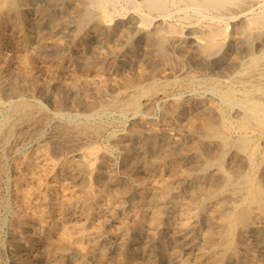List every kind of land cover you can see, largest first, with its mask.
Instances as JSON below:
<instances>
[{"label":"rangeland","instance_id":"374dc122","mask_svg":"<svg viewBox=\"0 0 264 264\" xmlns=\"http://www.w3.org/2000/svg\"><path fill=\"white\" fill-rule=\"evenodd\" d=\"M124 1L125 3H123ZM136 1L137 0H114L113 3L108 5V10L110 11V13L104 14L103 12L97 10L96 15L93 17V19L85 24H80L78 21L79 15L82 12L81 9L84 8L85 0H19V13L12 14L9 19L6 15L1 16L0 21H4V26L0 27V76L3 79L4 84V92L2 93V101L4 105H1L2 109L0 107V111L2 112V114L0 112V122L8 111L9 106L7 105H10V101H13V98L18 99L22 97L23 99L25 98L24 100L28 98L26 101L32 106L33 110L35 109L34 116L31 119L33 120L32 124H25L23 126L17 127L15 129L16 131H14L15 133L13 132L9 136V138H7L5 144L1 140L2 130L0 123V189L2 190H0V193H3L2 196L0 194V203L4 201H6L4 203H7V206L4 205L2 208H0L1 215L7 218V220L5 219L6 223L4 224L3 222L0 227V239H2L0 240L2 264H45L46 262V264H49V262L50 264H59L63 261L64 263L61 264H82L83 262V264H124V262L125 264H197L198 261V264H262V262L264 264V253L262 252V246H264V206L257 202L258 193L259 191H261L260 187L264 188L263 185H261L259 179L261 175L264 174V123H258L254 121L255 123L253 124L255 125H253L250 122H243L242 119L245 113V109L241 106L230 103L225 99L223 101L222 95H219L218 91H216V89L213 87V83H216L220 86H227L231 84L233 87H235V90L238 93L242 91L244 86L242 83L237 81V78L240 76V74L245 71L244 67H241V65L243 66V64L241 63L245 60H248L247 57H250L249 53L251 51L253 52L254 49V52L257 53L264 48V28L260 31V34H256L257 36L260 35V37H256L255 35V40L254 38L249 40L245 36L244 26H242L244 25V19H242L243 15L240 14V16L239 14L234 13V18L231 17L229 19H225L226 21L223 20L221 22L224 31L217 36V43L212 47H204L198 42V40L196 41V34L193 33V36L192 32H190L189 25L192 21L198 20L194 15L187 16L186 18L182 10L174 11V7L172 6L171 12L173 13L169 15L170 17L163 18L154 11H151L147 7H145L143 4V0H138L137 2ZM124 5L127 7H124ZM248 5V8H253V10L257 9L258 7V3H249ZM79 10L81 11L79 12ZM144 12H146L150 17H156V19L154 18L153 20L145 21V19L141 18L139 20L140 14L142 15ZM75 21H77L78 23H76ZM109 21H111V23ZM161 21H165L166 23L168 22L171 25L175 24L174 26L178 25L176 27L180 28L179 31L182 30L180 32H177V34H179L181 37L180 42L182 44L179 43L178 45L180 46H173L171 50V53L174 54L172 55V63L174 62V65H184V72L185 70L187 72V74L182 73L179 78H174L173 76L169 77L167 75L168 69L166 70V63L163 60V47L160 43V40L157 38L155 30L156 27L161 24ZM199 22L208 23L206 22V20H200ZM80 25L83 26L81 27ZM76 27L78 30L76 29ZM124 27L126 29L128 28L129 30H126ZM153 31H155L156 35ZM128 36L130 37V39L128 38ZM124 40L126 41V43ZM50 41L52 42L50 43ZM247 41L249 42V46L251 43L250 47L247 45ZM110 48L115 50H111ZM226 48H228L229 50ZM248 49L250 50V52ZM66 63H68V65ZM128 67L129 69H127ZM222 68H224L223 71ZM237 68L240 71H237ZM11 70L14 71L12 72ZM17 71L19 72L17 73ZM72 71L77 72L79 75L83 73L82 77L85 78V80L90 81V83L81 81V84L79 83L77 85H74L73 87V84L71 83L73 80ZM236 71L239 73L237 74ZM140 72H142V75H140ZM50 73L52 76H49ZM66 73L68 74L66 75ZM91 74L92 76H90ZM113 74L117 76H114ZM159 75H161L162 77H159ZM93 76L97 78H94ZM120 77L122 82L120 80ZM26 78H28V80ZM162 78H164V80H170L169 85L173 86V94L170 93L169 95L162 97H149L147 94L150 92L148 86H150L155 79ZM14 83L17 88L12 90L9 88V86L13 85ZM25 85L27 87H25ZM93 86L95 89L91 88ZM95 90L96 92H94ZM256 90L257 92H261V89ZM13 92H15V94ZM97 92L98 94L96 95ZM138 92L142 93L140 103L143 106H141L140 104V109L138 111H135L136 113L133 110L122 113L121 111H119L118 109L116 110V108L113 107L106 108V111H100V114L96 111L97 107L107 105L114 98ZM27 93L30 95H28ZM183 103L184 105H182ZM6 106L8 108H6ZM228 108L230 109L228 110ZM83 110L85 113L83 112ZM37 111L39 113H37ZM87 113L90 115V117ZM82 114H84L85 116ZM69 116L72 118H69ZM66 117L69 119V121ZM73 118L76 119L74 120ZM71 119H73L74 121ZM101 122H104L106 124H102ZM112 123L115 125H113ZM185 123L187 124L185 125ZM80 124H87L88 127L83 130H79ZM138 125L144 127L146 125V127L145 129H143V127L141 128V126ZM202 125L203 127L205 125L206 128H203ZM97 126L100 127L96 129ZM231 126L233 128H231ZM183 127H185L186 130H184ZM174 128L176 129V131ZM179 128L181 131L178 130ZM192 129H194V131ZM132 130H134V132ZM182 131H184V133ZM187 132H189V134ZM236 134L240 137L236 136ZM79 135L86 136L87 140L85 143L80 145L77 150L72 151L73 139L79 137ZM215 135H217V137ZM203 137L205 140H203ZM120 138H123V140H121ZM223 138L227 139L224 140ZM153 139L155 141L151 144L150 141ZM141 143H144V145ZM221 144H224V147ZM220 145L222 147H220ZM242 145L244 148L242 147ZM165 147H167V150L165 149ZM239 147H241L242 149ZM164 150L167 152L165 153ZM202 150L204 151L202 152ZM124 151H126L127 154ZM204 154L206 155V157ZM209 155L210 158H208ZM167 156L169 157L167 158ZM28 158L32 159L33 161L35 160V171L39 170V172H37L36 177L28 174L26 179H22L20 164L22 159ZM66 159L69 160L67 161ZM216 160H218V162ZM131 163H133V165ZM246 163L248 164V167ZM68 164L70 166H68ZM193 164L195 165L193 166ZM219 165L220 169L217 168L219 167ZM197 167L201 169V172ZM261 168L263 172L261 171ZM176 169H179V172H181L180 170L183 169L182 172H184L179 173ZM4 171H6L7 173ZM209 175L213 176L211 177ZM224 176L230 177L229 183L226 184V182L224 181ZM141 178H143V180ZM136 179L138 180V182H136ZM243 180L244 183L241 182ZM79 181H82V183ZM21 182L25 183V189L23 191L20 188ZM32 182H34L33 184L35 186L31 184ZM99 182H101V184H99ZM200 182L201 184H199ZM36 183L40 185H37ZM101 185H103L104 187ZM177 187L180 189H178ZM120 189H124V193ZM218 190H220L221 192ZM69 191L71 194L69 193ZM65 192H67L68 194ZM63 193L64 195H62ZM216 194L217 196H215ZM237 196H240V199ZM194 197H197V199ZM215 197H217V199ZM254 197L256 198L252 200ZM168 198L170 199L168 200ZM202 198L206 199L203 200ZM193 200H197V203ZM187 201H189V203ZM89 202L92 203L90 204ZM39 203H42V206H39ZM84 204H86L87 206L85 205V207H83ZM104 204H106L107 206ZM232 204H234V206ZM240 204L242 206H240ZM212 207H214L215 209ZM147 208L149 210H147ZM179 209H181L182 211H179ZM211 209L212 211H210ZM19 212L22 214L21 216L19 215ZM240 213H243V215ZM155 215L159 216L158 220ZM236 215L237 217H235ZM218 217H221V219H218ZM231 218L233 221L231 220ZM131 220L133 221V223ZM96 221H98V223ZM213 222L214 224H211ZM96 223L99 224L98 226L100 227H98ZM229 223L234 224L233 237L236 236L235 239L237 240L233 241V245L231 247L234 248L235 252L231 247L224 249L220 245V243H218V241H220L219 237H223L224 233H226V231L228 230L230 225ZM63 230L68 231L69 234L71 233L70 235L68 234L69 237L63 236ZM116 233L117 235L119 234V240ZM205 233L207 234L205 235ZM238 233L241 235H238ZM211 236H213L214 238L212 239ZM12 237L16 238L14 239ZM52 241L55 243H51ZM237 241L239 242L240 247L236 251L235 245ZM87 242H90L91 244ZM253 242L256 244H254ZM241 243L243 244L241 245ZM183 245L188 246L184 247ZM254 245H257L258 247ZM76 246H78L79 248ZM170 246L174 248H171ZM107 247L108 250L106 251ZM44 248L47 250V252L46 250H44ZM119 251H121V253ZM251 251L253 252L254 256ZM53 252H55L56 254ZM57 252L59 255L57 254ZM138 252H141V254ZM33 254H35V256ZM65 255L67 258L64 257ZM169 255H171V257ZM19 257H21L22 259H19ZM193 258H195V260ZM75 260H79V263ZM248 260H250V262Z\"/></svg>","mask_w":264,"mask_h":264},{"label":"bare ground","instance_id":"6f19581e","mask_svg":"<svg viewBox=\"0 0 264 264\" xmlns=\"http://www.w3.org/2000/svg\"><path fill=\"white\" fill-rule=\"evenodd\" d=\"M113 1L114 0H85V5H84V8L83 9H81L82 10V12L80 13V15H79V23L80 24H85V23H88L90 20H92L93 19V17L96 15V11L97 10H99V11H101V12H103L104 14H108V13H110V11L108 10V5L109 4H111V3H113ZM116 1V0H115ZM132 1H134V0H132ZM138 1V0H137ZM136 1V2H137ZM39 2V1H38ZM54 2V1H53ZM140 2V1H139ZM19 3V0H0V18H1V16L2 15H6L7 16V18L9 19V17L12 15V14H17V13H19V8H18V4ZM83 3V2H82ZM115 3H117V2H115ZM123 3H125V1L123 2ZM249 3H258V7H257V9H254L253 10V8H248V4ZM127 4V3H126ZM140 4V3H139ZM138 4V5H139ZM143 4H144V6L145 7H147L149 10H151V11H154L155 13H157L158 15H160L161 17H163V18H167V17H170L169 15H171L173 12H171V7L173 6L174 7V11L175 10H182L183 11V13H184V15L186 16V18H187V16H192V15H194L198 20H196V21H192L191 22V24L189 25V28H190V32H192V35H193V33H195L196 34V36H197V38H196V41L198 40V42L202 45V46H204V47H207V46H209V47H212V46H214L216 43H217V36L219 35V34H221L223 31H224V28H223V26L221 25V22L223 21V20H225V19H229V18H231V17H233L234 18V16H235V14L234 13H237V14H241V15H243V18L242 19H244V25H242V26H244V31H245V36L250 40V39H252V38H254V40H255V35L256 34H260V31L264 28V0H143ZM142 4V5H143ZM24 5V4H23ZM76 5V4H75ZM119 5V4H118ZM128 5V4H127ZM141 5V4H140ZM256 5V4H255ZM74 6V5H73ZM82 6V5H81ZM116 6V5H115ZM120 6H121V4H120ZM130 6V5H129ZM134 6V5H133ZM252 6V5H251ZM257 6V5H256ZM49 7V6H48ZM72 7V6H71ZM77 7V6H76ZM124 7H127V6H125L124 5ZM123 7V8H124ZM143 7V6H142ZM79 8V7H78ZM117 8V7H116ZM118 8H120V7H118ZM122 8V9H123ZM133 9V8H132ZM137 9H139V8H137ZM72 10V9H71ZM81 10H79V12L81 11ZM136 10V9H135ZM77 11V10H76ZM119 11V10H118ZM78 12V11H77ZM113 12V11H112ZM145 13V14H144ZM142 15L140 14V17H139V20L141 19V18H143V19H145V21L147 20V21H149V20H153L154 18L156 19V17H150L149 15H147V13L146 12H144ZM176 13H178V12H176ZM67 14V13H66ZM35 15V14H34ZM98 15V14H97ZM113 15V14H112ZM116 15H117V13H116ZM174 15H176V14H174ZM178 15V14H177ZM240 15V16H241ZM16 16V15H15ZM60 16V15H59ZM64 16V15H63ZM68 16V15H67ZM142 16V17H141ZM184 16V17H185ZM103 17V16H102ZM158 17V16H157ZM173 17V16H172ZM31 18V17H30ZM36 18V17H35ZM34 18V19H35ZM182 18V17H181ZM185 18V19H186ZM14 19H16V18H14ZM18 19V18H17ZM42 19V18H41ZM47 19V18H46ZM190 19V18H189ZM7 20V19H6ZM30 20V19H29ZM60 20V19H59ZM74 20H75V18H74ZM108 20V19H107ZM106 20V21H107ZM164 20H166V19H164ZM175 20V19H174ZM182 20V19H181ZM200 20H206V22H208V23H201V22H199ZM14 21V20H13ZM43 21H44V19H43ZM64 21V20H63ZM176 21V20H175ZM174 21V22H175ZM226 21V20H225ZM58 22V21H57ZM68 22V21H67ZM76 23H78L77 21H75ZM74 22V23H75ZM110 23H111V21H109ZM162 22H165V21H161V24L160 25H158L157 27H156V34H157V38L160 40V43H161V45H162V47H163V60L165 61V63H166V70L168 69V72H167V75L170 77V76H173L174 78H179L180 77V75H182V73L183 74H187V72H186V70H185V72H184V65L182 66V65H179V64H173L172 63V55H174V54H172L171 53V50H172V47L173 46H177L179 43H181L180 41H181V37H180V35L179 34H177V32H180V31H182V30H180L179 31V29L180 28H177L176 26H178V25H176V26H174V25H171V24H169L168 22L166 23H162ZM43 23V22H42ZM61 23H62V21H61ZM75 23V24H76ZM98 23V22H97ZM143 23V22H142ZM153 23V22H152ZM179 23V22H178ZM227 23V22H226ZM16 24V23H15ZM99 24V23H98ZM97 24V25H98ZM106 25V24H105ZM144 25V24H143ZM182 25H183V23H182ZM182 25H180V26H182ZM2 26H4V21H0V27H2ZM77 26V25H76ZM81 26V25H80ZM83 26V25H82ZM81 26V27H82ZM108 26H109V24H108ZM241 26V25H240ZM239 26V27H240ZM241 26V27H242ZM75 27V26H74ZM126 27V26H125ZM124 27V28H125ZM224 27H226V26H224ZM18 28V27H17ZM86 28H87V26H86ZM47 29V28H46ZM76 29H77V27H76ZM109 29H110V27H109ZM126 29V28H125ZM128 29V28H127ZM126 29V30H127ZM226 29V28H225ZM243 29V28H242ZM241 29V30H242ZM51 30V29H50ZM78 30V29H77ZM129 30V29H128ZM23 31V30H22ZM71 31V30H70ZM78 32V31H77ZM123 32V31H122ZM152 32V31H151ZM154 32V34H155V31H153ZM240 32H242V31H240ZM124 33V32H123ZM239 33V32H238ZM78 34V33H77ZM76 34V35H77ZM82 34V33H81ZM155 34V35H156ZM227 34V33H226ZM226 34H224V35H226ZM123 35V34H122ZM121 35V36H122ZM126 35V34H125ZM154 36V35H153ZM189 36V35H188ZM194 36V35H193ZM223 36V35H222ZM66 37H68V36H66ZM155 37V36H154ZM243 37V36H242ZM256 37H260V35L259 36H257L256 35ZM118 38V37H117ZM128 38L130 39V37L128 36ZM193 38V37H192ZM245 38V37H244ZM52 39V38H51ZM54 39V38H53ZM65 39V38H64ZM56 40H57V38H56ZM59 40V39H58ZM125 40H127V39H125ZM124 40V41H125ZM155 40H156V38H155ZM183 40V39H182ZM194 40V39H193ZM253 40V41H254ZM195 41V40H194ZM52 41H50V43H51ZM121 42V41H120ZM252 42V41H251ZM1 43V42H0ZM55 43V42H54ZM125 43H126V41H125ZM249 42L247 41V45L249 46V44H248ZM254 43V42H253ZM4 44V43H3ZM62 44V43H61ZM65 44V43H64ZM110 44V43H109ZM182 44V43H181ZM219 44V43H218ZM66 45V44H65ZM245 45H246V43H245ZM253 45V44H252ZM68 46V45H67ZM178 46H180V45H178ZM200 46V45H199ZM250 46H251V43H250ZM249 46V47H250ZM111 47V46H110ZM119 47V46H118ZM234 47V46H233ZM238 47H240V46H238ZM38 48V47H37ZM231 48V47H230ZM253 48V47H252ZM79 49V48H78ZM111 49V48H110ZM160 49V48H159ZM226 49H228V48H226ZM239 49V48H238ZM247 49V48H246ZM250 49V48H249ZM248 49V50H249ZM14 50V49H13ZM37 50V49H36ZM53 50V49H52ZM111 50H115V49H111ZM119 50V49H118ZM211 50V49H210ZM229 50V49H228ZM240 50V49H239ZM238 50V51H239ZM247 50V51H248ZM255 50V49H254ZM254 50H253V52L251 51L250 52V50H249V56L250 57H247L248 58V60H245L244 62H242L241 63V61H240V63L241 64H243V66L241 65V67H244V72L242 73V74H240V76L237 78V81H239L240 83H242L243 84V86H244V88L242 89V91L240 92V89H239V92L240 93H238L236 90H235V87H233L231 84H229V85H227V86H220V85H218V84H216V83H213V87L216 89V91H218V93H219V95L221 94L222 95V98H223V101H224V99L226 100V101H228V102H230V103H233V104H236V105H238V106H241V107H243L244 109H245V113H244V115H243V122H250V123H255L254 121H256V122H261V123H264V93H263V91H264V48L260 51V52H257V53H255L254 52ZM161 51V50H160ZM198 51V50H197ZM199 51H201V50H199ZM241 51V50H240ZM244 51V50H243ZM242 51V52H243ZM246 51V50H245ZM13 52V51H12ZM33 52V51H32ZM52 52V51H51ZM92 52V51H91ZM107 52V51H106ZM127 52V51H126ZM209 52V51H208ZM211 52V51H210ZM235 52V51H234ZM8 53V52H7ZM9 53H10V51H9ZM17 53V52H16ZM59 53V52H58ZM62 53V52H61ZM105 53V52H104ZM113 53V52H112ZM200 53V52H199ZM240 53V52H239ZM248 53V52H247ZM5 54V53H4ZM66 54V53H65ZM76 54V53H75ZM89 54V53H88ZM95 54V53H94ZM220 54V53H219ZM242 54H244V53H242ZM17 55V54H16ZM19 55H20V53H19ZM99 55V54H98ZM248 55V54H247ZM5 56H7V55H5ZM47 57V56H46ZM89 57V56H88ZM6 58V57H5ZM17 58V57H16ZM28 58V57H27ZM71 58V57H70ZM175 58V57H174ZM219 58V57H218ZM245 58H246V56H245ZM160 59V58H159ZM155 60H157V59H155ZM232 60V59H231ZM96 61V60H95ZM14 62V61H13ZM90 63V62H89ZM220 63V62H219ZM239 63V64H240ZM2 64V63H1ZM67 65H68V63H66ZM85 64V63H84ZM162 64V63H161ZM238 64V63H237ZM236 64V65H237ZM115 65V64H114ZM217 65V64H216ZM70 66V65H69ZM75 66V65H74ZM123 66V65H122ZM239 66V65H238ZM48 67V66H47ZM56 67V66H55ZM224 67V66H223ZM240 67V66H239ZM40 68V67H39ZM52 68V67H51ZM50 68V69H51ZM113 68V67H112ZM31 69H33V68H31ZM35 69V68H34ZM49 69V70H50ZM100 69V68H99ZM127 69H129V67L127 68ZM130 69H131V67H130ZM159 69V68H158ZM220 69V68H219ZM223 69L224 68H222V71H223ZM234 69V68H233ZM17 70V69H16ZM43 70H45V69H43ZM48 70V69H47ZM84 70V69H83ZM151 70V69H150ZM166 70H165V72H166ZM194 70V69H193ZM192 70V71H193ZM221 70V69H220ZM226 70V69H225ZM236 70V69H235ZM239 69L237 68V71H238ZM12 71V70H11ZM14 71V70H13ZM12 71V72H13ZM40 71V70H39ZM38 71V72H39ZM82 71V70H81ZM196 71V70H195ZM214 71V70H213ZM236 71V72H237ZM240 71V70H239ZM242 71V70H241ZM19 71H17V73H18ZM37 72V73H38ZM71 72V71H70ZM83 72V71H82ZM129 72V71H128ZM127 72V73H128ZM233 72V71H232ZM15 73V72H14ZM21 73V72H20ZM23 73V72H22ZM53 73V72H52ZM94 73V72H93ZM192 73V72H191ZM197 73V72H196ZM211 73H213V72H211ZM225 73V72H224ZM239 72H237V74H238ZM48 74V73H47ZM68 73H66V75H67ZM83 74V73H82ZM82 74L81 75H79L77 72H73L72 71V78H73V80H72V84H73V87H74V85H77V84H79L81 81H83V82H86V83H90V81H87V80H85V78H83L82 77ZM125 74V73H124ZM123 74V75H124ZM164 74V73H163ZM162 74V75H163ZM193 74V73H192ZM27 75V74H26ZM62 75V74H61ZM60 75V76H61ZM70 75V74H69ZM108 75V74H107ZM114 75V74H113ZM129 75V74H128ZM140 75H142V72H140ZM144 75V74H143ZM189 75V74H188ZM234 75V74H233ZM45 76V75H44ZM49 76H52L51 75V73H50V75ZM88 76V75H87ZM90 76H92V74L90 75ZM96 76V75H95ZM99 76V75H98ZM114 76H117V75H114ZM118 76H120V75H118ZM122 76V75H121ZM127 76V75H126ZM161 75H159V77H160ZM164 76V75H163ZM237 76V75H236ZM2 77H3V75H2ZM28 77V76H27ZM36 77V76H35ZM94 77V76H93ZM92 77V78H93ZM104 77H105V75H104ZM125 77V76H124ZM162 77V76H161ZM200 77V76H199ZM198 77V78H199ZM215 77V76H214ZM229 77V76H228ZM8 78V77H7ZM14 78V77H13ZM42 78V77H41ZM60 78V77H59ZM65 78V77H64ZM63 78V79H64ZM89 78V77H88ZM94 78H97V77H94ZM146 78V77H145ZM181 78H182V76H181ZM217 78V77H216ZM227 78V77H226ZM6 79V78H5ZM15 79V78H14ZM27 80H28V78H26ZM87 79V78H86ZM102 79V78H101ZM113 79V78H112ZM123 79V78H122ZM125 79V78H124ZM138 79V78H137ZM185 79V78H184ZM195 79V78H194ZM206 79V78H205ZM228 79V78H227ZM51 80H52V78H51ZM91 80V79H90ZM95 80V79H94ZM120 80H121V77H120ZM127 80V79H126ZM130 80V79H129ZM140 80V79H139ZM145 80H147V79H145ZM144 80V81H145ZM181 80V79H180ZM183 80V79H182ZM236 80V79H235ZM39 81V80H38ZM37 81V82H38ZM112 81V80H111ZM169 81L170 80H168V79H165L164 80V78H162V79H155L153 82H152V84L150 85V86H148L149 88L148 89H150V92L149 93H147L148 94V96L149 97H162V96H166V95H169L170 93L171 94H173L172 93V89H173V86H171V85H169ZM225 81V80H224ZM227 81V80H226ZM234 81V80H233ZM236 81V82H237ZM14 82V81H13ZM117 82H119V81H117ZM121 82H122V80H121ZM179 82V81H178ZM206 82V81H205ZM10 83V82H9ZM52 83V82H51ZM66 83V82H65ZM98 83V82H97ZM144 83V82H143ZM150 83V82H149ZM196 83V82H195ZM199 83H201V82H199ZM210 83V82H209ZM232 83V82H231ZM12 84V83H11ZM17 84V83H16ZM25 84V83H24ZM23 84V85H24ZM36 84V83H35ZM62 84V83H61ZM67 84V83H66ZM81 84V83H80ZM83 84V83H82ZM222 84V83H221ZM224 84V83H223ZM235 84V83H234ZM130 85V84H129ZM132 85V84H131ZM134 85V84H133ZM137 85V84H136ZM174 85V84H173ZM179 85V84H178ZM187 85V84H186ZM203 85V84H202ZM211 85V84H210ZM209 85V86H210ZM18 86V85H17ZM29 86V85H28ZM100 86H101V84H100ZM103 86V85H102ZM192 86V85H191ZM25 87H27L26 85H25ZM109 87H111V86H109ZM128 87V86H127ZM126 87V88H127ZM146 87V86H145ZM178 87V86H177ZM208 87V86H207ZM206 87V88H207ZM239 87V86H238ZM9 88L10 89H12V90H14V89H16L17 87H16V85H15V83L13 84V85H10L9 86ZM91 88H94V86L93 87H91ZM108 88V87H107ZM129 88V87H128ZM181 88V87H180ZM209 88V87H208ZM19 89V88H18ZM28 89V88H27ZM95 89V88H94ZM145 89H147V88H145ZM179 89V88H178ZM256 89H261V92H257V90ZM23 90V89H22ZM32 90V89H31ZM92 90V89H91ZM98 90V89H97ZM139 90V89H138ZM209 90V89H208ZM210 90H213V89H210ZM10 91V90H9ZM16 91V90H15ZM56 91V90H55ZM74 91V90H73ZM86 91V90H85ZM136 91V90H135ZM146 91V90H145ZM149 91V90H148ZM181 91V90H180ZM4 92V84H3V79L1 78V76H0V107H1V105L3 104V101H2V93ZM23 92V91H22ZM26 92V91H25ZM94 92H96V90L94 91ZM107 92V91H106ZM119 92V91H118ZM212 92H214V91H212ZM14 94H15V92H13ZM30 93V92H29ZM113 93H117V92H113ZM124 93V92H123ZM131 93V92H130ZM175 93H176V91H175ZM215 93H217V92H215ZM28 94V93H27ZM54 94H56V93H54ZM98 94V92L96 93V95ZM105 94V93H104ZM141 94L142 93H133V94H128V95H125V96H122V97H117V98H114L112 101H110L107 105H103V106H99V107H97L96 109V111L99 113L100 111H102V110H105L106 108H108V107H113V108H116V110L118 109L119 111H121L122 113H126L127 111H131V110H133L134 112L135 111H138L139 109H140V102H141ZM182 94V93H181ZM28 95H30V94H28ZM27 95V96H28ZM36 95V94H35ZM74 95V94H73ZM176 95V94H175ZM68 96V95H67ZM89 96V95H88ZM86 97V96H85ZM97 97V96H96ZM5 98V97H4ZM88 98V97H87ZM105 98V97H104ZM166 98V97H165ZM178 98V97H177ZM12 99V98H11ZM16 99V98H15ZM14 98H13V101H10V105H7V106H9V108L6 106V108H8V111H7V113L4 115V117L2 118V120H1V130H2V132H1V140L4 142V144H5V141L7 140V138H9V136L14 132V131H16L15 129L17 128V127H20V126H23V125H25V124H32V122H33V120H31L32 118H33V116H34V110H33V108H32V106L26 101V100H24L22 97L21 98H18V99H16L15 100ZM33 99V98H32ZM31 99V100H32ZM92 99V98H91ZM112 99V98H111ZM159 99V98H158ZM162 99V98H161ZM221 99V98H220ZM4 100V99H3ZM8 100V99H7ZM6 100V101H7ZM37 100V99H36ZM84 100V99H83ZM93 100H94V98H93ZM160 100V99H159ZM147 101V100H146ZM155 101V100H154ZM153 101V102H154ZM157 101V100H156ZM177 101V100H176ZM9 103V102H8ZM32 103H34V102H32ZM38 103V102H37ZM85 103V102H84ZM91 103V102H90ZM221 103V102H220ZM54 104H55V102H54ZM177 104V103H176ZM179 104H180V102H179ZM209 104V103H208ZM4 105V104H3ZM44 105V104H43ZM86 105V104H85ZM87 105H89V104H87ZM182 105H184V103L182 104ZM231 105V104H230ZM45 106V105H44ZM71 106V105H70ZM73 106V105H72ZM141 106H143L142 104H141ZM187 106V105H186ZM204 106V105H203ZM235 106V105H234ZM46 107V106H45ZM57 107V106H56ZM64 107V106H63ZM75 107V106H74ZM77 107V106H76ZM86 107V106H85ZM70 108V107H69ZM87 108H88V106H87ZM112 108V109H113ZM145 108V107H144ZM212 108V107H211ZM231 108V107H230ZM230 108H228V110L230 109ZM1 109H2V107H1ZM0 109V110H1ZM4 109V108H3ZM86 109V108H85ZM89 109H90V107H89ZM111 109V110H112ZM213 109V108H212ZM225 109V108H224ZM241 109V108H240ZM6 110V109H5ZM111 110H110V112H111ZM146 110V109H145ZM155 110V109H154ZM217 110V109H216ZM218 110H220V109H218ZM40 111H41V109H40ZM69 111V110H68ZM88 111V110H87ZM93 111V110H92ZM106 111V110H105ZM109 111V110H108ZM114 111V110H113ZM144 111V110H143ZM213 111V110H212ZM224 111H226V110H224ZM1 112V111H0ZM56 112V111H55ZM54 112V113H55ZM58 112V111H57ZM83 112H84V110H83ZM165 112H167V111H165ZM171 112V111H170ZM194 112V111H193ZM244 112V111H243ZM37 113H39L38 111H37ZM61 113V112H60ZM68 113V112H67ZM85 113V112H84ZM117 113V112H116ZM121 113V114H122ZM136 113V112H135ZM142 113V112H141ZM140 113V114H141ZM148 113V112H147ZM146 113V114H147ZM192 113V112H191ZM195 113V112H194ZM197 113H199V112H197ZM226 113V112H225ZM1 114H2V112H1ZM51 114V113H50ZM62 114V113H61ZM60 114V115H61ZM71 114V113H70ZM88 114V113H87ZM100 114V113H99ZM111 114V113H110ZM133 114V113H132ZM151 114V113H150ZM224 114V113H223ZM230 114V113H229ZM36 115V114H35ZM59 115V114H58ZM79 115V114H78ZM82 115H84V114H82ZM89 115V114H88ZM88 115H86V116H88ZM113 115V114H112ZM127 115V114H126ZM145 115V114H144ZM143 115V116H144ZM173 115V114H172ZM171 115V116H172ZM228 115V114H227ZM240 115V114H239ZM85 116V115H84ZM97 116H98V114H97ZM109 116V115H108ZM124 116V115H123ZM132 116H134V115H132ZM137 116V115H136ZM148 116V115H147ZM178 116V115H177ZM193 116V115H192ZM231 116V115H230ZM89 117H90V115H89ZM92 117V116H91ZM94 117V116H93ZM101 117V116H100ZM129 117V116H128ZM153 117H155V116H153ZM189 117V116H188ZM215 117V116H214ZM237 117V116H236ZM67 118V117H66ZM69 118H72V117H70L69 116ZM102 118V117H101ZM108 118V117H107ZM118 118H119V116H118ZM127 118V117H126ZM134 118V117H133ZM190 118V117H189ZM233 118H234V116H233ZM242 118V117H241ZM1 119V118H0ZM40 119V118H39ZM68 119V118H67ZM74 119V118H73ZM73 119H71V120H73ZM76 119V118H75ZM74 119V120H75ZM79 119V118H78ZM123 119V118H122ZM128 119V118H127ZM141 119V118H140ZM144 119V118H143ZM146 119V118H145ZM227 119V118H226ZM58 120V119H57ZM73 120V121H74ZM80 120V119H79ZM102 120V119H101ZM118 120V119H117ZM149 120V119H148ZM185 120H187V119H185ZM209 120H211V119H209ZM216 120H217V118H216ZM232 120V119H231ZM51 121V120H50ZM65 121V120H64ZM68 121H69V119H68ZM77 121V120H76ZM122 121H124V120H122ZM147 121V120H146ZM169 121V120H168ZM214 121H215V119H214ZM220 121V120H219ZM237 121V120H236ZM100 122V121H99ZM130 122V121H129ZM140 122V121H139ZM205 122H206V120H205ZM225 122H227V121H225ZM53 123V122H52ZM78 123H81V122H78ZM87 123V122H86ZM89 123V122H88ZM102 123V122H101ZM104 123V122H103ZM102 123V124H103ZM191 123V122H190ZM233 123V122H232ZM249 123V124H250ZM77 124V123H76ZM104 124H106V123H104ZM113 124V123H112ZM117 124V123H116ZM170 124V123H169ZM187 123H185V125H186ZM219 124H220V122H219ZM226 124V123H225ZM236 124V123H235ZM251 124V125H252ZM110 125V124H109ZM109 125H107V126H109ZM113 125H115V124H113ZM189 125V124H188ZM232 125V124H231ZM233 125H234V123H233ZM253 125H255V124H253ZM101 126V125H100ZM100 126H97V128L96 129H98ZM132 126H135V125H132ZM138 126H141V125H138ZM176 126V125H175ZM178 126V125H177ZM183 126H184V124H183ZM193 126V125H192ZM235 126V125H234ZM241 126V125H240ZM88 127V125L87 124H80V128H79V130H83V129H85V128H87ZM143 127V129H145V127H146V125H145V127L144 126H141V128ZM153 127H154V125H153ZM163 127V126H162ZM200 127H201V125H200ZM202 127H203V125H202ZM212 127H215V126H212ZM67 128V127H66ZM90 128V127H89ZM133 128H135V127H133ZM152 128V127H151ZM157 128V127H156ZM161 128V127H160ZM166 128V127H165ZM168 128H169V126H168ZM180 128H182V127H180ZM180 128L178 129V130H180ZM184 128V130H186L185 129V127H183ZM203 128H206L205 127V125H204V127ZM221 128V127H220ZM222 128H223V126H222ZM231 128H233L232 126H231ZM19 129V128H18ZM22 129V128H21ZM37 129V128H36ZM62 129V128H61ZM132 129V128H131ZM143 129H142V131H143ZM162 129V128H161ZM160 129V130H161ZM171 129V128H170ZM175 129V128H174ZM191 129V128H190ZM239 129V128H238ZM246 129V128H245ZM250 129H252V128H250ZM259 129V128H258ZM264 129V128H263ZM38 130H39V127H38ZM141 130V129H140ZM193 131H194V129H192ZM211 130V129H210ZM209 130V131H210ZM249 130V129H248ZM133 132H134V130H132ZM175 131H176V129H175ZM181 131V130H180ZM205 131V130H204ZM39 132H41V131H39ZM183 133H184V131H182ZM200 132V131H199ZM199 132H198V134H199ZM234 132V131H233ZM242 132V131H241ZM15 133V132H14ZM24 133V132H23ZM35 133V132H34ZM130 133V132H129ZM145 133V132H144ZM188 134H189V132H187ZM235 133V132H234ZM251 133V132H250ZM264 133V132H263ZM28 134V133H27ZM26 134V135H27ZM37 134V133H36ZM40 134V133H39ZM141 134V133H140ZM201 134V133H200ZM207 134V133H206ZM244 134V133H243ZM249 134V133H248ZM25 135V134H24ZM33 135V134H32ZM178 135H180V134H178ZM196 135V134H195ZM214 135V134H213ZM224 135V134H223ZM253 135V134H252ZM142 136V135H141ZM170 136V135H169ZM176 136V135H175ZM189 136V135H188ZM208 136V135H207ZM212 136V135H211ZM216 137H217V135H215ZM219 136V135H218ZM230 136V135H229ZM232 136V135H231ZM236 136H239V135H237L236 134ZM23 137V136H22ZM29 137V136H28ZM37 137V136H36ZM178 137V136H177ZM195 137V136H194ZM202 137V136H201ZM209 137H210V135H209ZM214 137V136H213ZM221 137H223V136H221ZM240 137V136H239ZM248 137V136H247ZM246 137V138H247ZM65 138H66V136H65ZM220 138V137H219ZM231 138H233V137H231ZM236 138V137H235ZM17 139V138H16ZM121 139V138H120ZM202 139V138H201ZM224 139V138H223ZM225 139H227V138H225ZM224 139V140H225ZM239 139V138H238ZM260 139V138H259ZM0 140V141H1ZM31 140V139H30ZM33 140V139H32ZM41 140V139H40ZM66 140H69V139H66ZM86 140H87V137L86 136H82V135H79V137H76V138H74L73 139V148H72V151H74V150H77L78 149V147L80 146V145H82L83 143H85L86 142ZM121 140H123V138L121 139ZM172 140V139H171ZM176 140V139H175ZM203 140H205L204 139V137H203ZM221 140H222V138H221ZM237 140V139H236ZM243 140V139H242ZM245 140V139H244ZM261 140V139H260ZM12 141V140H11ZM34 141H35V139H34ZM131 141V140H130ZM155 140L153 139V140H151L150 141V143L152 144L153 142H154ZM166 141V140H165ZM178 141V140H177ZM209 141V140H208ZM230 141V140H229ZM232 141V140H231ZM240 141H241V139H240ZM246 141V140H245ZM8 142V141H7ZM13 142V141H12ZM22 142V141H21ZM20 142V143H21ZM50 142V141H49ZM171 142V141H170ZM169 142V143H170ZM173 142V141H172ZM200 142V141H199ZM233 142V141H232ZM248 142V141H247ZM250 142V141H249ZM1 143V142H0ZM24 143H25V141H24ZM27 143V142H26ZM53 143H54V141H53ZM236 143V142H235ZM11 144V143H10ZM16 144V143H15ZM33 144V143H32ZM141 144H143L144 145V143H141ZM188 144V143H187ZM243 144V143H242ZM255 144V143H254ZM23 145V144H22ZM26 145V144H25ZM28 145H31V144H28ZM121 145V144H120ZM162 145V144H161ZM176 145V144H175ZM184 145V144H183ZM182 145V146H183ZM211 145V144H210ZM218 145V144H217ZM222 145V144H221ZM220 145V147H222ZM232 145H234V144H232ZM247 145V144H246ZM249 145V144H248ZM24 146V145H23ZM51 146V145H50ZM160 146V145H159ZM169 146H170V144H169ZM212 146V145H211ZM226 146V145H225ZM1 147V146H0ZM3 147V146H2ZM20 147V146H19ZM26 147V146H25ZM86 147V146H85ZM186 147V146H185ZM198 147V146H197ZM224 147V146H223ZM236 147V146H235ZM242 147H243V145H242ZM9 148V147H8ZM14 148V147H13ZM42 148V147H41ZM124 148V147H123ZM217 148V147H216ZM232 148V147H231ZM239 148H241V147H239ZM244 148V147H243ZM15 149V148H14ZM22 149V148H21ZM165 149L167 150V147H165ZM177 149V148H176ZM204 149V148H203ZM219 149V148H218ZM223 149V148H222ZM225 149V148H224ZM242 149V148H241ZM8 150V149H7ZM17 150V149H16ZM20 150V149H19ZM23 150V149H22ZM26 150V149H25ZM24 150V151H25ZM139 150V149H138ZM178 150V149H177ZM207 150V149H206ZM221 150V149H220ZM234 150V149H233ZM236 150V149H235ZM2 151V150H1ZM36 151H38V150H36ZM161 151V150H160ZM165 151V150H164ZM189 151V150H188ZM204 150H202V152H203ZM208 151V150H207ZM230 151V150H229ZM8 152V151H7ZM16 152V151H15ZM125 153H126V151H124ZM123 152V153H124ZM167 151H165V153H166ZM173 152V151H172ZM183 152V151H182ZM198 152H200V151H198ZM206 152V151H205ZM211 152V151H210ZM218 152H220V151H218ZM227 152V151H226ZM6 153V152H5ZM4 153V154H5ZM12 153V152H11ZM158 153V152H157ZM222 153V152H221ZM220 153V154H221ZM95 154V153H94ZM127 154V153H126ZM199 154V153H198ZM201 154V153H200ZM210 154V153H209ZM219 154V155H220ZM2 155H3V152H2ZM92 155V154H91ZM192 155V154H191ZM205 155V154H204ZM212 155V154H211ZM75 156V155H74ZM111 156V155H110ZM164 156V155H163ZM173 156V155H172ZM226 156H227V154H226ZM237 156H239V155H237ZM255 156H257V155H255ZM76 157V156H75ZM151 157H153V156H151ZM165 157V156H164ZM169 156H167V158H168ZM175 157V156H174ZM203 157V156H202ZM205 157H206V155H205ZM223 157V156H222ZM6 158V157H5ZM4 158V159H5ZM70 158V157H69ZM125 158V157H124ZM138 158V157H137ZM208 158H210V155H209V157ZM77 159V158H76ZM84 159V158H83ZM162 159V158H161ZM238 159V158H237ZM64 160V159H63ZM67 160V159H66ZM65 160V161H66ZM69 160V159H68ZM67 160V161H68ZM104 160V159H103ZM219 160V159H218ZM218 160H216L217 162H218ZM252 160V159H251ZM256 160V159H255ZM35 161V160H34ZM34 161L32 160V159H22V161H21V164H20V172H21V176H22V179H26V177H27V175L28 174H31L32 176H34V177H36L37 176V172H39V170L38 171H35L36 169H35V163H34ZM60 161H61V159H60ZM101 161V160H100ZM148 161V160H147ZM150 161V160H149ZM233 161V160H232ZM231 161V162H232ZM96 162V161H95ZM161 162V161H160ZM231 162H229V163H231ZM238 162V161H237ZM77 163V162H76ZM89 163V162H88ZM212 163V162H211ZM214 163V162H213ZM55 164V163H54ZM132 165H133V163H131ZM154 164V163H153ZM197 164V163H196ZM210 164V163H209ZM247 164V163H246ZM252 164V163H251ZM36 165H37V163H36ZM74 165H77V164H74ZM73 165V166H74ZM79 165V164H78ZM85 165H86V163H85ZM84 165V166H85ZM125 165V164H124ZM147 165H149V164H147ZM190 165V164H189ZM188 165V166H189ZM195 164H193V166H194ZM198 165V164H197ZM204 165V164H203ZM222 165V164H221ZM227 165V164H226ZM50 166V165H49ZM61 166V165H60ZM68 166H70L69 164H68ZM177 166V165H176ZM185 166V165H184ZM191 166V165H190ZM206 166V165H205ZM211 166V165H210ZM230 166V165H229ZM10 167V166H9ZM75 167V166H74ZM128 167V166H127ZM183 167V166H182ZM186 167V166H185ZM215 167V166H214ZM238 167V166H237ZM241 167H242V165H241ZM247 167H248V164H247ZM261 167V166H260ZM70 168V167H69ZM77 168V167H76ZM99 168V167H98ZM129 168V167H128ZM169 168V167H168ZM172 168V167H171ZM184 168V167H183ZM191 168V167H190ZM193 168V167H192ZM198 168V167H197ZM206 168V167H205ZM217 168H219L220 169V165H219V167H217ZM225 168V167H224ZM228 168V167H227ZM230 168V167H229ZM78 169V168H77ZM84 169V168H83ZM91 169V168H90ZM143 169V168H142ZM173 169H175V168H173ZM194 169V168H193ZM196 169V168H195ZM199 169V168H198ZM232 169V168H231ZM236 169V168H235ZM240 169V168H239ZM243 169V168H242ZM94 170V169H93ZM127 170V169H126ZM139 170V169H138ZM177 170V169H176ZM179 170V169H178ZM177 170V171H178ZM183 170V169H182ZM182 170H180L181 172H179V173H183L182 172ZM200 170V172H201V169H199ZM246 170V169H245ZM81 171V170H80ZM92 171V170H91ZM141 171V170H140ZM187 171H190V170H187ZM194 171V170H193ZM205 171V170H204ZM243 171V170H242ZM247 171V170H246ZM261 171H262V168H261ZM4 172H6V171H4ZM17 172V171H16ZM61 172V171H60ZM68 172V171H67ZM85 172V171H84ZM107 172H109V171H107ZM124 172V171H123ZM127 172V171H126ZM159 172V171H158ZM173 172V171H172ZM172 172H171V174H172ZM199 172V171H198ZM231 172V171H230ZM229 172V173H230ZM263 172V171H262ZM7 173V172H6ZM80 173V172H79ZM78 173V174H79ZM125 173V172H124ZM123 173V174H124ZM138 173V172H137ZM169 173V172H168ZM167 173V174H168ZM189 173V172H188ZM212 173V172H211ZM233 173V172H232ZM234 173H235V170H234ZM233 173V174H234ZM237 173V172H236ZM245 173V172H244ZM251 173V172H250ZM261 173V172H260ZM45 174V173H44ZM86 174V173H85ZM112 174V173H111ZM127 174V173H126ZM135 174V173H134ZM185 174H187V173H185ZM195 174H197V173H195ZM213 174V173H212ZM242 174V173H241ZM43 175V174H42ZM158 175V174H157ZM169 175V174H168ZM199 175V174H198ZM239 175V174H238ZM259 175H261V174H259ZM7 176V175H6ZM76 176V175H75ZM79 176V175H78ZM159 176V175H158ZM158 176H156V177H158ZM174 176H175V174H174ZM178 176V175H177ZM209 176H213V175H209ZM216 176V175H215ZM219 176V175H218ZM235 176V175H234ZM245 176V175H244ZM16 177V176H15ZM29 177V176H28ZM72 177V176H71ZM84 177V176H83ZM86 177V176H85ZM182 177V176H181ZM210 177V178H211ZM225 177V176H224ZM110 178V177H109ZM154 178V177H153ZM186 178V177H185ZM201 178H202V176H201ZM204 178V177H203ZM239 178V177H238ZM243 178H245V177H243ZM13 179V178H12ZM17 179V178H16ZM68 179V178H67ZM69 179H71V178H69ZM139 179V178H138ZM142 180H143V178H141ZM147 179H148V177H147ZM218 179V178H217ZM236 179H237V177H236ZM242 179V178H241ZM247 179H248V177H247ZM251 179V178H250ZM260 179V182H261V185H263V187H264V174L263 175H261V177L259 178ZM9 180V179H8ZM7 180V181H8ZM18 180V179H17ZM83 180V179H82ZM89 180H91V179H89ZM137 180V179H136ZM135 180V181H136ZM140 180V179H139ZM165 180V179H164ZM163 180V181H164ZM208 180V179H207ZM246 180V179H245ZM16 181V180H15ZM20 181V180H19ZM68 181V180H67ZM95 181V180H94ZM106 181V180H105ZM141 181V180H140ZM155 181V180H154ZM197 181V180H196ZM221 181H222V179H221ZM224 181L226 182V184L227 183H229L230 182V177H225L224 178ZM17 182V181H16ZM31 182V181H30ZM79 182H81L82 183V181H79ZM92 182V181H91ZM104 182V181H103ZM108 182V181H107ZM136 182H138V180L136 181ZM224 182V183H225ZM237 182V181H236ZM241 182H243L244 183V180L243 181H241ZM34 182H32L31 184H33ZM95 183H97V182H95ZM143 183V182H142ZM141 183V184H142ZM152 183V182H151ZM156 183H160V182H156ZM170 183V182H169ZM177 183V182H176ZM176 183H175V185H176ZM184 183V182H183ZM232 183V182H231ZM235 183V182H234ZM9 184V183H8ZM37 184V183H36ZM80 184V183H79ZM99 184H101V182H99ZM98 184V185H99ZM155 184V183H154ZM171 184V183H170ZM181 184V183H180ZM199 184H201V182L199 183ZM258 184V183H257ZM1 185V184H0ZM7 185V184H6ZM34 185V184H33ZM32 185V186H33ZM37 185H40V184H37ZM37 185H36V187H37ZM81 185V184H80ZM89 185V184H88ZM95 185V184H94ZM148 185V184H147ZM164 185V184H163ZM167 185H168V182H167ZM174 185V184H173ZM203 185V184H202ZM238 185H240V184H238ZM35 186V185H34ZM83 186V185H82ZM101 186H103V185H101ZM231 186H232V184H231ZM260 186V185H259ZM39 187V186H38ZM69 187V186H68ZM85 187V186H84ZM104 187V186H103ZM154 187H155V185H154ZM154 187H153V189H154ZM163 187H165V186H163ZM196 187V186H195ZM202 187V186H201ZM205 187H207V186H205ZM209 187V186H208ZM212 187V186H211ZM210 187V188H211ZM215 187V186H214ZM217 187V186H216ZM230 187V186H229ZM237 187V186H236ZM243 187H245V186H243ZM20 188H21V190L23 191L24 189H25V183L24 182H21V184H20ZM35 188V187H34ZM45 188V187H44ZM72 188V187H71ZM95 188V187H94ZM112 188V187H111ZM121 188V187H120ZM176 188V187H175ZM178 188V187H177ZM224 188V187H223ZM227 188H228V186H227ZM9 189V188H8ZM74 189H75V187H74ZM115 189V188H114ZM167 189V188H166ZM178 189H180V188H178ZM203 189V188H202ZM206 189V188H205ZM234 189V188H233ZM245 189V188H244ZM259 189V188H258ZM260 189H261V191H259V193H258V196H257V202L259 203V204H262L263 206H264V188H261L260 187ZM1 190V189H0ZM7 190V189H6ZM52 190V189H51ZM64 190V189H63ZM67 190V189H66ZM65 190V191H66ZM122 192H123V190L124 189H120ZM149 190V189H148ZM195 190V189H194ZM213 190V189H212ZM225 190V189H224ZM227 190V189H226ZM235 190V189H234ZM238 190H240V189H238ZM2 191V190H1ZM29 191V190H28ZM74 191V190H73ZM111 191V190H110ZM152 191V190H151ZM176 191V190H175ZM189 191V190H188ZM187 191V192H188ZM191 191V190H190ZM197 191V190H196ZM211 191V190H210ZM214 191V190H213ZM218 191H220V190H218ZM230 191V190H229ZM232 191V190H231ZM7 192V191H6ZM21 192V191H20ZM75 192H77V191H75ZM79 192V191H78ZM122 192H120V193H122ZM205 192V191H204ZM221 192V191H220ZM248 192V191H247ZM253 192V191H252ZM29 193V192H28ZM65 193H67V192H65ZM69 193H70V191H69ZM112 193H114V192H112ZM124 193V192H123ZM147 193V192H146ZM203 193V192H202ZM207 193V192H206ZM242 193V192H241ZM1 194V193H0ZM3 194V193H2ZM2 194H1V196H2ZM11 194V193H10ZM9 194V195H10ZM35 194H37V193H35ZM68 194V193H67ZM71 194V193H70ZM69 194V195H70ZM76 194H78V193H76ZM75 194V195H76ZM86 194V193H85ZM165 194V193H164ZM163 194V195H164ZM197 194V193H196ZM195 194V195H196ZM254 194V193H253ZM62 195H64V193L62 194ZM66 195V194H65ZM93 195V194H92ZM108 195V194H107ZM146 195V194H145ZM154 195V194H153ZM176 195V194H175ZM198 195V194H197ZM252 195V194H251ZM255 195V194H254ZM35 196H37V195H35ZM72 196H73V194H72ZM77 196V195H76ZM87 196V195H86ZM99 196V195H98ZM104 196V195H103ZM123 196V195H122ZM215 196H217V194L215 195ZM75 197V196H74ZM80 197V196H79ZM82 197V196H81ZM173 197V196H172ZM188 197V196H187ZM210 197V196H209ZM208 197V198H209ZM223 197V196H222ZM234 197H235V195H234ZM238 197V196H237ZM240 197V196H239ZM238 197V198H239ZM252 197V196H251ZM9 198V197H8ZM71 198V197H70ZM88 198V197H87ZM92 198V197H91ZM115 198V197H114ZM151 198V197H150ZM177 198V197H176ZM194 198H196L197 199V197H194ZM200 198V197H199ZM216 199H217V197H215ZM256 197H254L252 200H254ZM78 199V198H77ZM86 199V198H85ZM84 199V200H85ZM119 199V198H118ZM170 198H168V200H169ZM188 199V198H187ZM203 200H205L204 198H202ZM213 199V198H212ZM222 199V198H221ZM240 199V198H239ZM238 199V200H239ZM242 199V198H241ZM245 199V198H244ZM23 200V199H22ZM71 200V199H70ZM81 200H83V199H81ZM87 200V199H86ZM202 200V201H203ZM219 200V199H218ZM226 200V199H225ZM248 200V199H247ZM79 201V200H78ZM89 201V200H88ZM91 201H92V199H91ZM132 201V200H131ZM134 201H136V200H134ZM148 201V200H147ZM151 201V200H150ZM185 201H186V199H185ZM194 201V200H193ZM197 201V200H196ZM196 201H194V202H196ZM199 201V200H198ZM4 202H6V201H4ZM4 202H2V203H0V208H2L4 205H6L7 206V203H4ZM11 202V201H10ZM62 202V201H61ZM118 202V201H117ZM121 202V201H120ZM177 202V201H176ZM188 203H189V201H187ZM191 202V201H190ZM220 202V201H219ZM227 202H230V201H227ZM59 203V202H58ZM68 203V202H67ZM90 203V202H89ZM92 203V202H91ZM90 203V204H91ZM109 203V202H108ZM112 203V202H111ZM110 203V204H111ZM185 203V202H184ZM197 203V202H196ZM222 203V202H221ZM232 203H233V201H232ZM249 203H251V202H249ZM60 204V203H59ZM58 204V205H59ZM89 204V205H90ZM109 204V205H110ZM122 204V203H121ZM180 204H182V203H180ZM179 204V205H180ZM187 204V203H186ZM200 204V203H199ZM203 204V203H202ZM235 204V203H234ZM234 204H232L233 206H234ZM243 204V203H242ZM254 204V203H253ZM61 205H63V204H61ZM78 205V204H77ZM85 205L86 204H84V206L83 207H85ZM96 205V204H95ZM103 205V204H102ZM104 205H106V204H104ZM113 205H114V203H113ZM147 205V204H146ZM185 205V204H184ZM193 205V204H192ZM239 205V204H238ZM237 205V206H238ZM247 205V204H246ZM39 206H42V203H39ZM82 206V205H81ZM87 206V205H86ZM91 206V205H90ZM107 206V205H106ZM187 206V205H186ZM214 206V205H213ZM216 206V205H215ZM220 206V205H219ZM240 206H242L241 204H240ZM251 206V205H250ZM26 207V206H25ZM71 207V206H70ZM69 207V208H70ZM74 207V206H73ZM124 207H125V205H124ZM152 207V206H151ZM202 207V206H201ZM218 207V206H217ZM222 207V206H221ZM224 207V206H223ZM226 207V206H225ZM261 207V206H260ZM48 208V207H47ZM47 208H45V209H47ZM67 208V207H66ZM89 208V207H88ZM183 208V207H182ZM181 208V209H182ZM193 208V207H192ZM212 208H214V207H212ZM247 208V207H246ZM262 208V207H261ZM264 208V207H263ZM11 209V208H10ZM32 209V208H31ZM114 209V208H113ZM181 209H179V211L181 210ZM204 209V208H203ZM215 209V208H214ZM228 209V208H227ZM232 209V208H231ZM43 210V209H42ZM58 210V209H57ZM61 210V209H60ZM94 210H95V208H94ZM108 210V209H107ZM110 210V209H109ZM119 210V209H118ZM144 210H146V209H144ZM147 210H149L148 208H147ZM153 210V209H152ZM185 210H187V209H185ZM202 210V209H201ZM222 210H224V209H222ZM243 210V209H242ZM245 210V209H244ZM255 210V209H254ZM69 211V210H68ZM76 211V210H75ZM89 211V210H88ZM124 211V210H123ZM182 211V210H181ZM198 211V210H197ZM203 211V210H202ZM210 211H212V209L210 210ZM227 211V210H226ZM228 211H230V210H228ZM17 212H18V210H17ZM36 212V211H35ZM38 212V211H37ZM59 212H61V211H59ZM77 212V211H76ZM79 212V211H78ZM116 212V211H115ZM134 212V211H133ZM136 212V211H135ZM161 212V211H160ZM184 212V211H183ZM199 212H200V210H199ZM204 212H206V211H204ZM240 212V211H239ZM242 212V211H241ZM252 212V211H251ZM256 212V211H255ZM20 213V212H19ZM33 213V212H32ZM44 213V212H43ZM58 213V212H57ZM159 213V212H158ZM162 213H163V211H162ZM166 213V212H165ZM174 213V212H173ZM178 213V212H177ZM176 213V214H177ZM224 213V212H223ZM225 213H227V212H225ZM238 213V212H237ZM257 213V212H256ZM38 214V213H37ZM45 214V213H44ZM60 214V213H59ZM179 214V213H178ZM239 214V213H238ZM240 214H242L243 215V213H240ZM20 216L22 215L21 213L19 214ZM40 215H42V214H40ZM76 215H77V213H76ZM130 215V214H129ZM138 215V214H137ZM151 215H153V214H151ZM167 215V214H166ZM165 215V216H166ZM180 215V214H179ZM195 215V214H194ZM197 215V214H196ZM200 215V214H199ZM210 215V214H209ZM227 215V214H226ZM9 216V215H8ZM58 216V215H57ZM66 216V215H65ZM72 216V215H71ZM134 216V215H133ZM136 216V215H135ZM156 216V215H155ZM154 216V217H155ZM232 216V215H231ZM234 216V215H233ZM255 216V215H254ZM10 217V216H9ZM18 217V216H17ZM44 217V216H43ZM42 217V218H43ZM59 217V216H58ZM106 217V216H105ZM104 217V218H105ZM200 217V216H199ZM207 217V216H206ZM222 217V216H221ZM221 217L219 218L218 217V219H221ZM235 217H237V215L235 216ZM241 217V216H240ZM251 217V216H250ZM249 217V218H250ZM260 217V216H259ZM75 218V217H74ZM102 218V217H101ZM110 218V217H109ZM156 218H157V220L159 219V216H156ZM161 218V217H160ZM181 218V217H180ZM195 218V217H194ZM202 218V217H201ZM216 218V217H215ZM227 218V217H226ZM230 218V217H229ZM234 218V217H233ZM258 218V217H257ZM7 220V218L6 217H3L2 215H1V213H0V227H1V225H2V223L4 222V224L6 223L5 221ZM155 219V218H154ZM178 219V218H177ZM182 219V218H181ZM238 219V218H237ZM236 219V220H237ZM24 220V219H23ZM22 220V221H23ZM40 220V219H39ZM61 220V219H60ZM59 220V221H60ZM67 220H69V219H67ZM124 220H125V218H124ZM150 220V219H149ZM185 220V219H184ZM201 220V219H200ZM231 220H232V218H231ZM54 221V220H53ZM75 221H77V220H75ZM79 221V220H78ZM82 221H83V219H82ZM111 221V220H110ZM132 221V220H131ZM136 221V220H135ZM151 221V220H150ZM162 221V220H161ZM179 221V220H178ZM177 221V222H178ZM182 221V220H181ZM221 221V220H220ZM224 221V220H223ZM233 221V220H232ZM247 221V220H246ZM255 221V220H254ZM33 222V221H32ZM43 222V221H42ZM46 222H47V220H46ZM61 222V221H60ZM97 223H98V221H96ZM103 222V221H102ZM126 222H127V219H126ZM183 222V221H182ZM216 222V221H215ZM251 222V221H250ZM16 223V222H15ZM96 223V225L98 226L99 224H97ZM120 223V222H119ZM132 223H133V221H132ZM138 223V222H137ZM185 223V222H184ZM223 223V222H222ZM234 223V222H233ZM264 223V222H263ZM48 224V223H47ZM51 224V223H50ZM66 224H69V223H66ZM81 224V223H80ZM95 224V223H94ZM93 224V225H94ZM102 224V223H101ZM174 224V223H173ZM175 224H176V222H175ZM179 224V223H178ZM190 224V223H189ZM195 224H197V223H195ZM211 224H214V222L213 223H211ZM221 224V223H220ZM230 224V223H229ZM228 224V225H229ZM235 224V223H234ZM234 224H230L229 225V228H228V230L226 231V233H224V235H223V237H219V239H220V241H218V243H220V245L225 249V248H228V247H231L232 245H233V241H236L237 239H235V237H233V225ZM238 224V223H237ZM248 224H250V223H248ZM254 224V223H253ZM10 225V224H9ZM16 225V224H15ZM45 225V224H44ZM52 225V224H51ZM118 225V224H117ZM116 225V226H117ZM121 225V224H120ZM139 225V224H138ZM181 225V224H180ZM182 225H183V223H182ZM199 225V224H198ZM239 225V224H238ZM243 225V224H242ZM21 226V225H20ZM54 226V225H53ZM52 226V227H53ZM133 226V225H132ZM193 226V225H192ZM196 226V225H195ZM217 226V225H216ZM237 226V225H236ZM245 226V225H244ZM260 226H261V224H260ZM43 227V226H42ZM65 227H67V226H65ZM69 227V226H68ZM73 227V226H72ZM72 227H71V229H72ZM98 227H100V226H98ZM109 227V226H108ZM115 227V226H114ZM118 227V226H117ZM137 227V226H136ZM155 227V226H154ZM173 227V226H172ZM186 227V226H185ZM207 227V226H206ZM205 227V228H206ZM220 227H221V225H220ZM235 227V226H234ZM62 228H64V227H62ZM61 228V229H62ZM103 228V227H102ZM120 228V227H119ZM122 228V227H121ZM146 228V227H145ZM144 228V229H145ZM168 228V227H167ZM193 228V227H192ZM237 228H239V227H237ZM245 228V227H244ZM3 229V228H2ZM19 229V228H18ZM22 229V228H21ZM34 229V228H33ZM43 229V228H42ZM117 229V228H116ZM134 229V228H133ZM174 229V228H173ZM222 229V228H221ZM246 229H247V227H246ZM20 230V229H19ZM60 230V229H59ZM64 230H66V229H64ZM63 230V232H62V234H63V236H68V234H69V232L68 231H64ZM68 230V229H67ZM99 230V229H98ZM108 230V229H107ZM155 230V229H154ZM166 230V229H165ZM183 230H185V229H183ZM192 230V229H191ZM218 230V229H217ZM223 230V229H222ZM221 230V231H222ZM244 230V229H243ZM46 231V230H45ZM83 231H84V229H83ZM142 231V230H141ZM200 231V230H199ZM224 231V230H223ZM260 231V230H259ZM262 231V230H261ZM264 231V230H263ZM14 232V231H13ZM40 232V231H39ZM41 232H42V230H41ZM71 232H73V231H71ZM74 232H76V231H74ZM105 232V231H104ZM108 232V231H107ZM122 232V231H121ZM136 232V231H135ZM149 232V231H148ZM152 232V231H151ZM158 232V231H157ZM167 232V231H166ZM171 232H172V230H171ZM178 232V231H177ZM180 232V231H179ZM202 232V231H201ZM207 232V231H206ZM220 232V231H219ZM218 232V233H219ZM235 232V231H234ZM241 232V231H240ZM79 233V232H78ZM77 233V234H78ZM80 233H82V232H80ZM87 233V232H86ZM190 233V232H189ZM212 233V232H211ZM20 234V233H19ZM71 234V233H70ZM69 234V235H70ZM92 234V233H91ZM173 234V233H172ZM199 234V233H198ZM202 234V233H201ZM207 233H205V235H206ZM216 234V233H215ZM245 234V233H244ZM258 234V233H257ZM98 235V234H97ZM116 235H117V233H116ZM116 235H114V236H116ZM119 235V234H118ZM118 235H117V237H118ZM122 235V234H121ZM120 235V236H121ZM148 235H149V233H148ZM148 235H146V236H148ZM175 235V234H174ZM186 235H189V234H186ZM214 235V234H213ZM238 235H241V234H239L238 233ZM251 235V234H250ZM91 236V235H90ZM103 236H105V235H103ZM113 236V235H112ZM152 236V235H151ZM154 236V235H153ZM200 236V235H199ZM222 236V235H221ZM256 236V235H255ZM2 237V236H1ZM4 237V236H3ZM8 237V236H7ZM69 237V236H68ZM79 237V236H78ZM84 237V236H83ZM93 237V236H92ZM110 237V236H109ZM135 237V236H134ZM166 237V236H165ZM209 237V236H208ZM212 237V239L214 238L213 236H211ZM217 237V238H218ZM12 238H16V237H12ZM95 238V237H94ZM93 238V239H94ZM111 238H113V237H111ZM123 238V237H122ZM173 238V237H172ZM199 238V237H198ZM240 238V237H239ZM56 239H57V236H56ZM96 239V238H95ZM129 239V238H128ZM149 239V238H148ZM156 239V238H155ZM177 239V238H176ZM208 239V238H207ZM218 239V240H219ZM257 239H259V238H257ZM0 240H2V239H0ZM26 240V239H25ZM29 240V239H28ZM49 240V239H48ZM74 240V239H73ZM77 240V239H76ZM104 240V239H103ZM107 240V239H106ZM118 240H119V237H118ZM130 240V239H129ZM132 240H134V239H132ZM131 240V241H132ZM137 240V239H136ZM150 240V239H149ZM148 240V241H149ZM158 240V239H157ZM169 240V239H168ZM181 240V239H180ZM194 240V239H193ZM197 240H199V239H197ZM209 240V239H208ZM248 240V239H247ZM7 241V240H6ZM121 241V240H120ZM127 241V240H126ZM152 241V240H151ZM155 241V240H154ZM213 241V240H212ZM263 241V240H262ZM1 242V241H0ZM8 242H10V241H8ZM75 242V241H74ZM103 242V241H102ZM159 242V241H158ZM190 242V241H189ZM194 242V241H193ZM209 242V241H208ZM214 242V241H213ZM260 242V241H259ZM4 243H5V241H4ZM13 243V242H12ZM28 243V242H27ZM47 243V242H46ZM51 243H55V242H51ZM87 243H90V242H87ZM95 243H96V240H95ZM123 243V242H122ZM152 243V242H151ZM154 243V242H153ZM183 243V242H182ZM188 243V242H187ZM217 243V242H216ZM217 243V244H218ZM245 243H246V240H245ZM254 243V242H253ZM15 244V243H14ZM29 244V243H28ZM40 244V243H39ZM49 244V243H48ZM91 244V243H90ZM126 244V243H125ZM141 244V243H140ZM143 244V243H142ZM168 244H170V243H168ZM192 244V243H191ZM217 244H216V247H217ZM243 243H241V245H242ZM254 244H256V243H254ZM260 244V243H259ZM262 244H263V242H262ZM10 245V244H9ZM50 245V244H49ZM88 245V244H87ZM102 245V244H101ZM104 245V244H103ZM114 245V244H113ZM121 245V244H120ZM211 245V244H210ZM213 245V244H212ZM248 245V244H247ZM250 245V244H249ZM4 246V245H3ZM39 246V245H38ZM45 246H47V245H45ZM91 246H93V245H91ZM96 246V245H95ZM124 246V245H123ZM152 246V245H151ZM184 246V245H183ZM186 246V245H185ZM184 246V247H185ZM188 246V245H187ZM186 246V247H187ZM194 246V245H193ZM246 246V245H245ZM254 246H257V245H254ZM5 247V246H4ZM14 247V246H13ZM58 247V246H57ZM60 247H61V245H60ZM63 247V246H62ZM76 247H78V246H76ZM119 247V246H118ZM121 247V246H120ZM143 247V246H142ZM163 247V246H162ZM171 247V246H170ZM180 247V246H179ZM240 247V244H239V242L237 241L236 242V245H235V249H236V251H237V249ZM247 247V246H246ZM258 247V246H257ZM256 247V248H257ZM40 248V247H39ZM79 248V247H78ZM88 248V247H87ZM110 248V247H109ZM140 248V247H139ZM171 248H174V247H171ZM203 248H205V247H203ZM232 248V247H231ZM230 248V249H231ZM42 249V248H41ZM56 249V248H55ZM59 249H61V248H59ZM63 249V248H62ZM65 249V248H64ZM69 249V248H68ZM76 249V248H75ZM112 249V248H111ZM120 249V248H119ZM210 249V248H209ZM212 249V248H211ZM229 249V250H230ZM233 250H234V248H232ZM261 249V248H260ZM13 250V249H12ZM44 250H46L45 248H44ZM54 250V249H53ZM72 250V249H71ZM88 250V249H87ZM108 250V247H107V249H106V251ZM124 250V249H123ZM135 250V249H134ZM170 250V249H169ZM176 250V249H175ZM189 250V249H188ZM206 250V249H205ZM208 250V249H207ZM228 250V249H227ZM240 250V249H239ZM251 250V249H250ZM16 251V250H15ZM56 251V250H55ZM63 251V250H62ZM68 251V250H67ZM66 251V252H67ZM118 251V250H117ZM122 251V250H121ZM121 251H119L120 253H121ZM125 251V250H124ZM123 251V252H124ZM130 251V250H129ZM159 251V250H158ZM166 251V250H165ZM172 251V250H171ZM179 251V250H178ZM180 251H181V249H180ZM195 251V250H194ZM202 251H204V250H202ZM215 251V250H214ZM220 251V250H219ZM225 251V250H224ZM231 251V250H230ZM255 251V250H254ZM40 252V251H39ZM46 252H47V250H46ZM80 252H81V250H80ZM163 252H164V250H163ZM169 252V251H168ZM183 252H185V251H183ZM234 252H235V250H234ZM252 252V251H251ZM262 252L264 253V246H262ZM27 253V252H26ZM35 253V252H34ZM49 253V252H48ZM53 253H55V252H53ZM79 253V252H78ZM89 253V252H88ZM111 253V252H110ZM131 253V252H130ZM138 253H140L141 254V252H138ZM157 253V252H156ZM187 253V252H186ZM204 253V252H203ZM213 253V252H212ZM221 253V252H220ZM224 253V252H223ZM242 253V252H241ZM8 254V253H7ZM14 254V253H13ZM52 254V253H51ZM56 254V253H55ZM57 254H58V252H57ZM136 254V253H135ZM158 254H159V252H158ZM168 254V253H167ZM172 254V253H171ZM174 254V253H173ZM200 254V253H199ZM215 254V253H214ZM243 254V253H242ZM246 254V253H245ZM252 254H253V252H252ZM251 254V255H252ZM34 256H35V254H33ZM39 255V254H38ZM59 255V254H58ZM66 255H68V254H66ZM66 255L64 256V257H66ZM111 255V254H110ZM125 255V254H124ZM148 255V254H147ZM151 255V254H150ZM155 255V254H154ZM183 255V254H182ZM208 255V254H207ZM220 255V254H219ZM4 256V255H3ZM32 256V255H31ZM37 256V255H36ZM85 256V255H84ZM114 256V255H113ZM123 256V255H122ZM145 256V255H144ZM159 256V255H158ZM157 256V257H158ZM170 257H171V255H169ZM177 256H178V254H177ZM212 256H214V255H212ZM226 256V255H225ZM225 256H224V258H225ZM233 256V255H232ZM240 256H242V255H240ZM250 256V255H249ZM253 256H254V254H253ZM7 257V256H6ZM33 257V256H32ZM47 257V256H46ZM54 257V256H53ZM86 257V256H85ZM117 257V256H116ZM221 257V256H220ZM48 258V257H47ZM60 258H62V257H60ZM67 258V257H66ZM128 258H130V257H128ZM198 258V257H197ZM233 258V257H232ZM256 258V257H255ZM263 258V257H262ZM10 259V258H9ZM19 259H22L21 257H19ZM65 259V258H64ZM73 259V258H72ZM194 260H195V258H193ZM199 259V258H198ZM251 259V258H250ZM36 260V259H35ZM44 260V259H43ZM57 260V259H56ZM60 260V259H59ZM62 260V259H61ZM71 260V259H70ZM162 260V259H161ZM170 260V259H169ZM173 260V259H172ZM207 260V259H206ZM227 260V259H226ZM258 260V259H257ZM257 260H256V262H257ZM261 260V259H260ZM259 260V261H260ZM11 261V260H10ZM53 261V260H52ZM66 261H69V260H66ZM76 261V260H75ZM79 261V260H78ZM78 261H76V262H78ZM183 261V260H182ZM216 261V260H215ZM235 261V260H234ZM249 262H250V260H248ZM5 262V261H4ZM21 262V261H20ZM57 262V261H56ZM124 262V261H123ZM151 262V261H150ZM170 262V261H169ZM184 262V261H183ZM204 262H207V261H204ZM251 262H252V260H251ZM6 263V262H5ZM40 263V262H39ZM47 263V262H46ZM45 263V264H46ZM54 263V262H53ZM61 263H64V261L63 262H60L59 264H61ZM79 263V262H78ZM84 263V262H83ZM82 263V264H83ZM167 263V262H166ZM198 263H199V261H198ZM197 263V264H198ZM217 263V262H216ZM233 263V262H232ZM247 263V262H246ZM0 264H2V253H1V250H0ZM23 264V263H22ZM31 264V263H30ZM33 264V263H32ZM49 264H50V262H49ZM67 264H70V263H67ZM74 264V263H73ZM124 264H125V262H124ZM147 264V263H146ZM150 264V263H149ZM154 264V263H153ZM165 264V263H164ZM176 264V263H175ZM178 264V263H177ZM186 264H188V263H186ZM253 264V263H252ZM261 264V263H260ZM262 264H263V262H262Z\"/></svg>","mask_w":264,"mask_h":264}]
</instances>
